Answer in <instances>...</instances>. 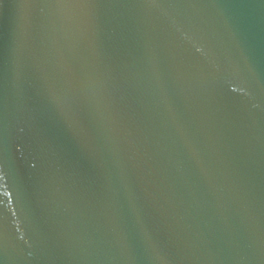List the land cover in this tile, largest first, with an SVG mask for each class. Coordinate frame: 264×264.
Here are the masks:
<instances>
[{"label":"water","instance_id":"obj_1","mask_svg":"<svg viewBox=\"0 0 264 264\" xmlns=\"http://www.w3.org/2000/svg\"><path fill=\"white\" fill-rule=\"evenodd\" d=\"M0 264H264V0H0Z\"/></svg>","mask_w":264,"mask_h":264}]
</instances>
